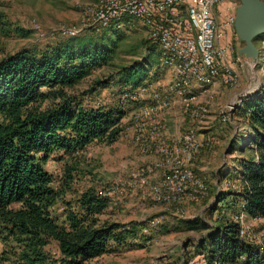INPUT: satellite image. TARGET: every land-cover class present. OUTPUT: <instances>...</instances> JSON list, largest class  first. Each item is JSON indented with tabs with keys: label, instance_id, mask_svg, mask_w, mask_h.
Returning <instances> with one entry per match:
<instances>
[{
	"label": "trees",
	"instance_id": "trees-1",
	"mask_svg": "<svg viewBox=\"0 0 264 264\" xmlns=\"http://www.w3.org/2000/svg\"><path fill=\"white\" fill-rule=\"evenodd\" d=\"M117 25L6 54L2 39L27 33L11 30L0 14V264H87L134 235L130 225L102 219L107 199L93 187L64 201L80 173L82 150L116 142L125 115L122 103H135L124 95L148 85L160 67L158 48L149 40L140 43L144 53L138 61H119L127 54L117 53L103 34ZM98 70H104L103 78H92ZM109 87L116 90L115 103H89L93 93ZM230 118L232 127L242 123L250 135L239 149L235 137L227 146L228 161L215 173L207 212L236 216L242 210L264 220V89L241 102ZM48 162L62 163L57 177L46 168ZM178 225L199 235L200 241L189 243L205 264H264V251L239 240L233 218L210 226L199 218L183 219Z\"/></svg>",
	"mask_w": 264,
	"mask_h": 264
},
{
	"label": "rangeland",
	"instance_id": "rangeland-1",
	"mask_svg": "<svg viewBox=\"0 0 264 264\" xmlns=\"http://www.w3.org/2000/svg\"><path fill=\"white\" fill-rule=\"evenodd\" d=\"M261 1L264 3V0ZM92 2L93 0H0V14L9 23V28L27 33L26 37L20 38L11 32L7 38L2 39L4 52L11 54L20 50L40 49L61 39L73 37L61 36L58 33L61 28L79 29L80 34L89 30L82 26L85 24L83 23L85 22L83 12L84 8ZM225 4L219 6L224 14H227L226 8L237 6L232 0L230 4ZM230 10L228 13L231 12ZM32 30L34 32H31ZM103 34L109 38L111 46L117 53L131 55L135 52V56H121L119 61L129 63L133 60L138 61L143 56L144 52L140 43L148 41V37L147 30L140 21L127 18V20L120 21L117 28L105 29ZM230 42L231 45L234 44V49L237 51L236 39L233 38ZM255 47H258L257 42ZM119 61H116V64H119ZM104 75V70H98L94 72L92 78L102 79ZM152 78L154 82L149 80L148 85L144 86L149 91L170 81L171 73L161 66L156 67V76L150 77ZM259 81L262 85L263 78L260 77ZM243 87L242 77L239 87L234 91H229L221 84H217L212 90L211 98L207 100L209 102L208 111L201 119L202 122L190 115L199 103L198 100L193 102L190 112L183 111L179 104H174L165 111H159L154 117L165 140L169 141L175 133L191 131L202 143L201 151L196 156L191 170L195 177L203 182L206 196L201 200L183 202L180 205L155 206L147 194L142 196V192L138 189L132 192L126 189L124 183L156 159L152 155H142L132 139L135 130L140 126L134 122L133 115L140 106L150 103L149 99L140 98L133 105H126L123 101L122 110L125 115L121 119L122 133L111 146L91 144L82 150L78 167L80 173L74 178L71 191L64 196V201H73L88 187L95 188L101 194L106 193L110 188L115 189L113 195L107 199V207L102 219L120 226L130 225L134 235L126 239L125 245L115 249L112 254L102 256L87 264H184L185 257L190 258V262L202 261V257L193 256L195 250L192 243H189V241H200L199 235L184 231L179 227L178 221L199 218L205 220L210 226L220 220L234 218L228 211H215L208 214L207 209L214 200L212 191L216 186L215 173L224 161H228L225 157L227 146L235 137L236 148L239 149L241 142H244L247 137L248 131L242 123L238 128L231 126L232 131H229L216 119L223 105L232 101L243 90ZM115 91L114 87L96 91L90 96L89 103L95 101L105 105L115 103L117 101ZM257 93L253 90L249 91L247 97ZM235 156L236 153L230 158ZM61 164L48 162L46 168L57 177L60 174ZM55 209L59 213L60 204H57ZM239 212L240 210L237 211ZM151 220H158L156 229H147V232L143 233L145 228L143 226ZM159 225H165L166 228H160ZM248 235L249 239L254 242L258 241L264 246V220L261 219L258 223L250 225Z\"/></svg>",
	"mask_w": 264,
	"mask_h": 264
},
{
	"label": "built area",
	"instance_id": "built-area-1",
	"mask_svg": "<svg viewBox=\"0 0 264 264\" xmlns=\"http://www.w3.org/2000/svg\"><path fill=\"white\" fill-rule=\"evenodd\" d=\"M223 2L95 0L84 8L85 24L82 26L86 29L105 28L112 23L118 24L122 18L140 21L147 30L148 40L158 48L159 66L171 73L170 81L155 90L139 87L124 95V98L132 102L145 97L149 99L150 103L140 106L133 115L134 122L140 126L132 139L142 155H152L156 159L132 175L124 185L129 192L138 189L142 196L147 194L155 206L180 205L206 196L203 182L191 170L202 143L191 131L175 133L169 141L165 140L154 119L156 114L174 104L190 112L193 102L198 100L199 103L190 115L202 122L201 119L208 111L207 100L211 98L215 86L221 84L229 91H234L239 87L242 77V94L240 92L232 101L225 103L216 118L218 123L232 126L230 115L248 98L247 93L252 90L257 93L264 89V38L257 42L258 55L254 66L249 60L235 56L236 49L230 41L224 40L225 30L232 31L234 38L235 7L226 8V17L219 23L215 10ZM228 10L231 12L228 13ZM79 32V29L73 28L58 30L61 36H74ZM260 77L263 78L262 85ZM114 192L115 189L110 188L102 196L109 199ZM260 220L256 216L247 217L242 210L233 218L239 240L263 252L264 246L249 239L248 235V227ZM157 224L158 220L149 221L142 232L155 230ZM190 263L205 264L203 259L201 262Z\"/></svg>",
	"mask_w": 264,
	"mask_h": 264
},
{
	"label": "water",
	"instance_id": "water-1",
	"mask_svg": "<svg viewBox=\"0 0 264 264\" xmlns=\"http://www.w3.org/2000/svg\"><path fill=\"white\" fill-rule=\"evenodd\" d=\"M233 32L236 39V55L241 60H249L254 66L257 48L253 42L264 36V4L261 0H235Z\"/></svg>",
	"mask_w": 264,
	"mask_h": 264
},
{
	"label": "flooded vegetation",
	"instance_id": "flooded-vegetation-1",
	"mask_svg": "<svg viewBox=\"0 0 264 264\" xmlns=\"http://www.w3.org/2000/svg\"><path fill=\"white\" fill-rule=\"evenodd\" d=\"M225 3H228V4H230L231 3V0H224V2H223V6L224 5H226ZM221 5V6H222ZM216 17H217V21L219 22V23H222V21L224 20V17H225V15L226 14H224L220 9H219V6L218 7H216ZM224 40H226V41H232L233 40V33H232V31H230V30H225L224 31Z\"/></svg>",
	"mask_w": 264,
	"mask_h": 264
}]
</instances>
